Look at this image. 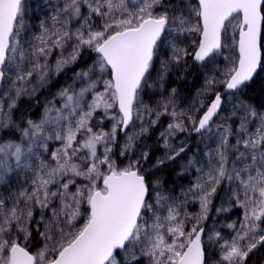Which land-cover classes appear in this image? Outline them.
I'll list each match as a JSON object with an SVG mask.
<instances>
[{"label":"snow or ice","instance_id":"obj_1","mask_svg":"<svg viewBox=\"0 0 264 264\" xmlns=\"http://www.w3.org/2000/svg\"><path fill=\"white\" fill-rule=\"evenodd\" d=\"M61 3L29 37L26 0H0V131L18 133V139L0 141V264H245L264 246V113L241 100L221 117L224 101L216 89L238 98L264 71V0ZM73 21L79 24L74 30ZM193 36L190 52L183 44ZM85 48L96 59L56 93L59 106L48 101L39 120L20 127L12 119L20 98L75 64ZM189 56L207 73L197 96L199 118L176 110L174 88L156 108L144 104L141 94L153 87V72L163 87L170 68ZM164 115L172 122L160 136L171 151L154 167L185 152L184 145L171 146L177 131L190 125L211 138L215 126V148L205 144L203 163L188 159L185 170L198 175L179 196L147 174V152L131 158L139 137ZM232 117L239 120L235 131L227 123ZM118 132L126 138L118 153L123 166L114 158ZM52 143L59 146L50 150ZM22 174L27 178L20 181ZM222 184L225 199L242 211L238 222L225 226L233 230L231 239L203 226ZM189 203H198L199 212H188ZM34 233L42 246L33 252Z\"/></svg>","mask_w":264,"mask_h":264},{"label":"trees","instance_id":"obj_2","mask_svg":"<svg viewBox=\"0 0 264 264\" xmlns=\"http://www.w3.org/2000/svg\"><path fill=\"white\" fill-rule=\"evenodd\" d=\"M166 2H169V0H166ZM170 2L172 4H178L176 3V0H170ZM58 6H62L61 0H41L39 7L27 9L25 21L30 27V32L28 33L29 37L32 34L38 33V28L36 27L38 21L40 19H47L48 17L53 15L55 8ZM99 23L100 21L96 20L93 27H95ZM76 27H79V24L76 21H73V30ZM195 38L196 37L194 36L186 38L185 43L183 45L189 47L190 52L193 51V49L190 47L191 40ZM55 52L56 51L54 50L53 55ZM53 55L50 58V63L54 62ZM95 59L96 53H87L86 50H82L79 59L76 61L75 64H72V68L70 66L69 69L63 71L59 76L53 75L50 78L49 83L46 86L39 88L34 95H25L20 98V100L17 102L15 112L13 113V120L16 121V123H18L20 127H25L26 125L24 121L29 118L33 120H39L44 113V109L48 101L56 99V93L59 92L62 88L66 87V82L70 77L69 73H75L89 68L92 65V61ZM220 66L223 67L222 62H220ZM206 74L207 73L205 71L201 70L199 64L193 62L191 56H189L187 60L183 62L180 66H172L170 68L168 75L163 83V87L158 86L155 80L156 73L154 71L153 79L149 80V84L153 85V87L145 89V92L141 94L143 103L153 108H156L158 102L167 98L170 95L171 90L174 88L176 90L174 99L175 102L178 103V105L180 106H177L178 108L186 106H193L195 109L199 108V104L197 103V96L204 88ZM33 82H35V80H33ZM216 91L223 92L224 89L218 87ZM233 97L234 96H229L226 94L222 111L225 108L226 104L229 102L228 99H232ZM236 97L237 96H235L234 98ZM211 98L212 97H208L207 99H205V104H207ZM238 98L239 101L242 100L245 103L250 104L254 109L258 110L259 112L264 111V71L258 70L253 80L243 86V88L240 90V92L238 93ZM202 111L203 109H201L200 112L195 111L193 117L198 119ZM152 117L156 118L155 115H153ZM160 119H163V116H161ZM234 122H236V118L234 119ZM227 123L230 124V122L228 121ZM159 131L160 127L158 131L153 132L148 137H143L142 139H140L136 143L135 154L140 155L142 152H147L149 158L152 159L157 152L158 143L155 138ZM182 135L185 136L184 134ZM182 135L179 137H182ZM214 135L215 129H213L212 136ZM192 136L194 137V139L199 137V135L194 132H191L190 138ZM123 137V133L118 132L115 154L116 158H118L117 161L121 164V166V156H119L118 153L122 144ZM6 139H18V133L9 132L8 130H6L5 133L0 136V141ZM158 173L162 175L165 179L170 181L178 175V169L176 166L164 164L158 166ZM217 192L218 193L214 196L212 204L209 208L208 216L210 214V217L211 211L215 210L217 207L219 196L221 194V189H218ZM241 215V209L233 207L229 212H227L225 219L228 222H234V220L238 222ZM207 220L208 218L203 223L204 227H206L205 224L208 223ZM82 222L83 221H81V223ZM261 227H264V224H262ZM33 236V245L29 250H34L37 247V243L40 241L39 238L35 236V233L33 234ZM245 264H264V246H258L251 253H249Z\"/></svg>","mask_w":264,"mask_h":264},{"label":"rangeland","instance_id":"obj_3","mask_svg":"<svg viewBox=\"0 0 264 264\" xmlns=\"http://www.w3.org/2000/svg\"><path fill=\"white\" fill-rule=\"evenodd\" d=\"M40 2H41V0H26L28 8H31V9L35 8L37 5H40ZM176 3L179 4L180 0H176ZM185 40H184V43H185ZM70 50H71V48L69 47L67 49V51H70ZM84 50H86L87 53L88 52H90V53L93 52V51H91V50H89L87 48H85ZM65 54H67V52ZM57 55H58L57 52H55L54 55H53L54 62H55V59H56ZM94 61L95 60L92 61V64H93ZM70 66L72 68V65H70ZM70 66L68 68H66L65 70L69 69ZM157 67H158V65H157ZM88 69L89 68H86L84 71H87ZM69 74H70V77L68 78V81L66 82V87L68 85L72 84V82H73L74 73L70 72ZM9 83H11V82L9 81ZM80 86H81L80 84H77V87H80ZM234 97L232 99H228L229 102L226 104L225 108L221 112V114H220L221 117H229L231 112L234 110L233 105L240 103L239 98H237V97L234 98ZM60 102L61 101L59 100V98L56 97L57 106H59ZM6 103H7V101H6ZM175 104H176L177 111L184 110V111L188 112L190 115H192V116L194 115L195 108L193 106H186V107L178 108L177 107V106H179L178 103L175 102ZM256 111L259 112L258 110H256ZM14 112H15V109L12 112V119H13V113ZM260 113H264V111H261ZM237 115L238 116L242 115V113H239V114L237 113ZM98 116H99V114H98ZM29 119H31V118H29ZM151 119H155V118L151 117ZM234 119H235V117H232V118L228 119L227 121L230 122V124L233 127V130L235 131L238 128L239 120L236 118V122H234ZM171 122H172V117H170L168 115H164L163 119H160L156 125L149 127V131L145 135L139 137V139L136 141V143L140 139H142L143 137H148L153 132L158 131L159 127H160V131L156 135V138H155L157 143H158L157 152H156L155 156L152 159H150L149 156H148V160L147 161H142L143 168L147 169V174L151 175V179L159 180L161 182L162 187H164L165 189H168V190H172L174 195L179 196L180 192L182 190H186L187 188L191 187V185L194 182L196 176L198 175V173L195 171L194 168H187V170H185V165L187 164L188 159L189 158H195L196 160H198L201 163H203L204 160H205L204 153L206 151L205 144L208 145V149L215 148L216 144L214 142L215 141V135L212 136L211 138L202 137L200 135H199L198 138H195V139H194L193 136L190 138V135H191V132H192V128H191L190 125L187 127V131H185V132L177 131L175 136L170 138L171 146H172V148L178 149L181 145H184L185 146V152L181 153V155L179 157H177L175 160L166 161L165 162L166 165L176 166L177 169H178V175L176 177H174V179H171L169 181V180L165 179L162 175H160L158 173V167H154V165L156 164L157 159L165 157L166 153H169L171 151V149H168V148L164 147V140L160 136V132L164 131L167 128L168 124L171 123ZM220 122L222 123V122H224V120L223 119H216V123L217 124H219ZM144 123L147 124V120H145ZM184 123L186 125H188V121L187 120H185ZM93 124H95V120L93 121ZM140 126H141L140 123L137 122L136 129H138ZM102 127L105 130H108L111 127V121L105 120L103 125H102ZM136 129L129 128L128 131L131 132V131H134ZM213 129H215V126H213ZM249 130L252 131V130H254V128L250 125L249 126ZM5 131L6 130L0 131V136H2L5 133ZM182 134H184L185 136H183ZM181 135H182V137H179ZM125 139L126 138L124 136L121 146L125 143ZM231 143H234V141H231ZM58 146L59 145L57 143H52V144L49 145V149L50 150H54V148L58 147ZM113 151H114V153H116V145L114 146ZM139 157H140V155H136L135 154V149H134V151L131 153V158L139 159ZM45 158L47 159V156H45ZM114 158L118 160V158H116V154H115ZM120 159H121V163H122V166H123V164L126 163V160H125L124 157H120ZM197 166H199V165H197ZM26 178L27 177L24 174H22L18 179L20 181H23ZM81 182H82V180L78 181V183H81ZM14 187H15V185H14ZM218 189H221V194L219 196V201H218L216 209L211 211V217H210V214L208 216V220H207L208 223L205 224V226H206L205 227V231L206 232H210V231H213V230L214 231H219L221 233V235L225 239H231V236L233 235V230L228 229L227 227H225L227 224L232 223V222H228L225 219L226 214L229 211L219 212L218 213L217 209L221 208L222 206L224 208L232 209L233 206L225 199V191H224L225 185L222 184L220 186V188H218ZM0 191H2V189H0ZM213 198H212V200H213ZM187 211L190 212V213H198L199 212V204L198 203H189L188 206H187ZM36 218L38 219V215H37ZM234 221L236 222V220H234ZM41 230H43L42 227H41ZM41 246H42V243L39 241L37 243V247L34 250H30V251L34 252L37 248H39ZM209 254L212 256V259L214 261L219 259V250L215 246L212 247V249L209 252ZM145 264H146V262H145Z\"/></svg>","mask_w":264,"mask_h":264},{"label":"water","instance_id":"obj_4","mask_svg":"<svg viewBox=\"0 0 264 264\" xmlns=\"http://www.w3.org/2000/svg\"><path fill=\"white\" fill-rule=\"evenodd\" d=\"M193 62H194V61H193ZM194 63H196V62H194ZM196 64H198V63H196ZM255 75H256V74H255ZM255 75H254V77H255ZM254 77H253V78H254ZM252 80H253V79H252ZM252 80H251V81H252ZM251 81H249V82H251ZM249 82H246V84H248ZM246 84H245V85H246ZM245 85H244V86H245ZM221 93H222V99H223V101H224V98H225V96H226V93H225V91H223V92H221ZM223 104H224V102H223ZM223 104H222V108H223ZM221 111H222V109H221ZM220 113H221V112H220ZM214 119H216V118H214ZM204 228H205V227H204Z\"/></svg>","mask_w":264,"mask_h":264}]
</instances>
